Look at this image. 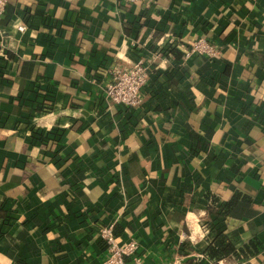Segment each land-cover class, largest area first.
I'll return each mask as SVG.
<instances>
[{"label": "crops", "instance_id": "1", "mask_svg": "<svg viewBox=\"0 0 264 264\" xmlns=\"http://www.w3.org/2000/svg\"><path fill=\"white\" fill-rule=\"evenodd\" d=\"M1 27L0 264H103L111 224L141 264H210V193L263 244L219 264H264L258 215H231L236 189L264 213V0H10ZM202 35L218 55L185 56ZM138 58L120 108L106 82Z\"/></svg>", "mask_w": 264, "mask_h": 264}, {"label": "built area", "instance_id": "2", "mask_svg": "<svg viewBox=\"0 0 264 264\" xmlns=\"http://www.w3.org/2000/svg\"><path fill=\"white\" fill-rule=\"evenodd\" d=\"M9 1L0 0V38L3 37L4 31L1 27V19ZM126 1L137 3L141 0ZM18 28L25 30L23 25L18 26ZM5 45L4 42H0V54L2 56H6ZM187 45L185 56L196 52L205 57L214 58L219 52L217 44L205 35L190 40ZM2 49L4 52H2ZM151 71V67L139 58L128 65L116 63L105 85L107 99L120 108H139L144 102V88L147 87L150 81ZM99 236L106 246L103 264H141L137 254L139 243L136 239L122 243L115 233L113 224L102 227Z\"/></svg>", "mask_w": 264, "mask_h": 264}, {"label": "trees", "instance_id": "3", "mask_svg": "<svg viewBox=\"0 0 264 264\" xmlns=\"http://www.w3.org/2000/svg\"><path fill=\"white\" fill-rule=\"evenodd\" d=\"M174 52L175 47L172 48ZM48 105H46V108ZM62 130L52 129L44 133H38L36 137L47 144L49 141H56L61 145ZM58 156V155H56ZM60 160V158H58ZM209 213L214 215V218L211 219L209 223V238L211 244L207 249V257L210 264H219V261L224 258H229L232 256L241 258L248 257L250 255H255L259 253L263 244L256 233L252 236L251 239L244 241V243L238 245L237 241L241 239V231L235 232L233 235L227 230V217L229 212L224 210V203L221 199L212 193L209 194ZM237 204L235 209L232 211L231 215L235 219H242L247 214L257 216L256 223L264 225V213H259L256 209L253 208V198L249 194H246L244 191L236 189L233 194V198ZM251 210V211H250ZM254 210V211H253ZM258 224V225H259Z\"/></svg>", "mask_w": 264, "mask_h": 264}]
</instances>
